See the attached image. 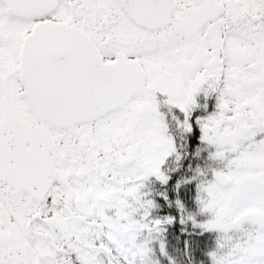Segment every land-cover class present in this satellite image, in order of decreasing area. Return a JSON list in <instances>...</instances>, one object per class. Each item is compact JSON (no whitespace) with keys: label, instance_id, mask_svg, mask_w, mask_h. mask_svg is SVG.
I'll return each mask as SVG.
<instances>
[{"label":"snow or ice","instance_id":"6c2138e0","mask_svg":"<svg viewBox=\"0 0 264 264\" xmlns=\"http://www.w3.org/2000/svg\"><path fill=\"white\" fill-rule=\"evenodd\" d=\"M0 264H264V0H0Z\"/></svg>","mask_w":264,"mask_h":264}]
</instances>
